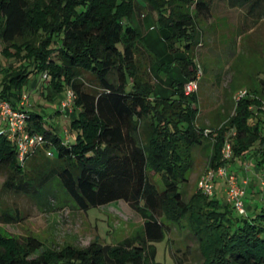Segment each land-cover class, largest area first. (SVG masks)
Returning <instances> with one entry per match:
<instances>
[{
    "label": "trees",
    "instance_id": "16d2710c",
    "mask_svg": "<svg viewBox=\"0 0 264 264\" xmlns=\"http://www.w3.org/2000/svg\"><path fill=\"white\" fill-rule=\"evenodd\" d=\"M214 0H0V100L14 105L31 76L48 73L52 97L68 88L75 93L73 140L46 126L41 112L27 111L28 129L43 134L54 151L40 150L30 165L38 182L19 164L15 144L0 130L1 191L45 199L57 179L63 191L83 211L124 201L144 220L143 234L117 244L95 240L83 247L45 248L33 236L24 240L0 229V264H159L154 242L167 234L162 217L188 218L200 243L204 264H264V197L240 214L212 195L196 192L186 200L183 186L192 166L190 152L205 143L212 147L211 168L223 164L221 150L231 139V162L247 157L264 168V110L252 96L235 103L233 113L205 134L196 124V93L173 79V93H156L150 66L159 62L145 45L133 15L150 13L155 27L166 30L172 61L190 79V57L202 34L197 18L212 13ZM249 5L247 16L264 15V0H228ZM257 16V17H259ZM148 59V66L139 62ZM2 60L11 62L4 66ZM264 81V80H263ZM255 94L263 95L262 90ZM252 107V108H251ZM234 132V134H231ZM256 147V148H255ZM42 157V159H40ZM153 175L159 176L160 188ZM263 189V188H262ZM263 191V190H262ZM262 191H258L260 193ZM17 214L3 211L0 222L18 223Z\"/></svg>",
    "mask_w": 264,
    "mask_h": 264
},
{
    "label": "rangeland",
    "instance_id": "374dc122",
    "mask_svg": "<svg viewBox=\"0 0 264 264\" xmlns=\"http://www.w3.org/2000/svg\"><path fill=\"white\" fill-rule=\"evenodd\" d=\"M248 7V4L233 7L230 6L228 0H214L212 13L209 16L197 18L202 37L199 45L190 54L194 62L190 71L193 76L196 63H200L203 69V76L196 92L199 109L196 124L204 131L212 130L227 120L235 108L234 95L240 89L248 90L260 101L264 99V94L254 93L255 90L264 88V15L260 17L256 14L249 17L246 15ZM135 16L141 17L133 15L134 20ZM137 24L142 37L144 35L143 26ZM0 46L2 48L3 44ZM168 52L167 50V54L170 55ZM154 55L157 57L156 54ZM158 57L164 60L161 53ZM174 57L170 55L168 59L173 60ZM11 62L2 60L4 66ZM139 62L144 63V66L150 63L148 59L142 60L141 58ZM157 65L159 62L150 66L151 80L155 84L156 93L168 97L173 90L163 92L159 89ZM33 79L39 81L40 84L37 93L32 94L31 97L33 108L37 107V110L43 114L46 126L56 127L61 135H64V129L68 128L70 139L73 140L74 134L69 127V118L67 121H62L63 114L67 110H62L59 103L65 91L57 95L54 100L51 98L53 95L49 91L48 83L42 80L41 76L33 75L24 92H27L26 89L29 88ZM42 89L43 93H39ZM70 112H76L75 106L71 107ZM211 151V145L205 143L203 146L192 148L190 152L192 166L187 172V181L183 186L184 196L188 201L200 191L198 181L211 168L209 165ZM253 151L254 149L243 160L237 159L231 162L230 168L233 169L234 165H238L239 171L244 170L245 165L242 161L255 166ZM31 160L32 157L26 167L29 176L35 178L37 183L40 174L35 171V167L30 165ZM153 176L158 186L162 188L163 184L159 176ZM3 180L2 177V185ZM2 185L0 216L3 211H7L23 219L18 223L0 222V229L20 240L33 236L40 239L45 248L59 250L67 245L83 247L95 240L101 244H117L127 237L143 234V218L124 201H115L83 211L63 191L57 179L49 184V195L43 200L28 193L12 190L1 191ZM216 186L219 191L218 196L223 201L226 200L225 182L218 180ZM253 198H260L259 193L246 201L251 203ZM245 205L247 207L248 204L245 203ZM248 208L251 209L252 205H248ZM162 220L167 234L161 241L154 242L156 262L159 264H204L200 243L195 236L191 221L188 218L169 220L165 216Z\"/></svg>",
    "mask_w": 264,
    "mask_h": 264
},
{
    "label": "built area",
    "instance_id": "2783aa9c",
    "mask_svg": "<svg viewBox=\"0 0 264 264\" xmlns=\"http://www.w3.org/2000/svg\"><path fill=\"white\" fill-rule=\"evenodd\" d=\"M1 54V46H0ZM203 76V69L200 63H196L195 72L192 78L184 83V92L187 95L196 93L199 88V81ZM41 79L48 81L50 79L48 73H43ZM248 96V90L240 89L234 95L235 102L241 98ZM75 93L72 89L68 88L65 95L59 101L62 110L70 111L74 106ZM261 108L264 110V99L261 100ZM31 97L29 92H23L17 104L14 105L8 100H0V122L4 125V132L7 138L12 141L17 150V159L19 164L25 166L29 159L38 151L42 150L48 157L54 156V151L46 146L48 141L43 134L33 132L28 129L27 111L31 109ZM252 108V107H251ZM210 130H205L208 134ZM231 134H234L232 132ZM64 137L69 140V130L64 129ZM223 164L216 168L208 169L199 179L198 188L206 195H212L215 192L216 183L218 180H223L226 184V201L234 205L235 209L240 214L248 212L245 205V197L247 188L251 185V178L245 176L241 180L238 175L231 170V160L233 158V149L230 138H226L222 148ZM250 164H245V168L249 169ZM259 181L264 192V168L259 174ZM2 185V177L0 176V189Z\"/></svg>",
    "mask_w": 264,
    "mask_h": 264
},
{
    "label": "crops",
    "instance_id": "0c3cea01",
    "mask_svg": "<svg viewBox=\"0 0 264 264\" xmlns=\"http://www.w3.org/2000/svg\"><path fill=\"white\" fill-rule=\"evenodd\" d=\"M213 5H214V3H213ZM136 19L138 20V22ZM136 19L134 20V17H133L131 19V23L136 28L138 25L137 23H139V25L141 27L143 26L144 35L142 36V39H143L145 45L151 51L153 49L152 52H154V54L157 55V58L159 60V65H157V69H158L157 74H158V78H159V82L157 84H158L159 89L162 90L163 92L171 91V89L173 90V88L171 87L173 79H177L181 82L188 80V78H186L183 75L180 66L177 64H174L172 66V69L169 72H167L163 68L159 69L160 63H163L164 61H166V62L172 61V60L168 59V57H170L171 54L170 55L167 54L168 48H167V44L165 41V38L168 35V32L164 29L159 30L158 28L155 27L153 17L150 13L145 12V14H143L140 18L136 17ZM160 53L163 55L164 60L159 59L158 54H160ZM39 88H40L39 81H37L36 79H33L29 84V88L26 90H27V92L30 93V97H32V94H36L37 91L39 90ZM41 92L43 93V89L39 91V93H41ZM51 98H53V97H51ZM53 99L56 100V98H53ZM40 103H41V101H40ZM32 109L37 110V107L33 108V104H32ZM37 111H39V110H37ZM73 116H75V112L67 111L66 113L63 114L62 121L63 120L67 121V118H69V121H71ZM0 130L4 131V125L1 122H0ZM58 130L59 129H57V131ZM242 162H243L242 164L245 165V162L244 161H242ZM231 170L238 175L240 180L242 178H244L245 176H249L251 178L252 184L247 188L246 198L251 199V197L256 196V193L258 191L263 190L262 186L260 184V181H259V174L262 172V168L258 169L255 166H250L249 169L245 168L244 170L239 171V166L234 165L233 169H231ZM216 188H217V186H216ZM263 193H264L263 191L259 193L260 198H255V199L253 198L252 203L262 202V197H263L262 195H264ZM224 194H226L225 191H224Z\"/></svg>",
    "mask_w": 264,
    "mask_h": 264
}]
</instances>
